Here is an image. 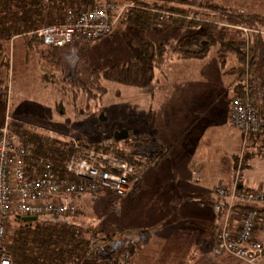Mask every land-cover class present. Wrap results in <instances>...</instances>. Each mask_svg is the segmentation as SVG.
<instances>
[{"label": "trees", "instance_id": "trees-1", "mask_svg": "<svg viewBox=\"0 0 264 264\" xmlns=\"http://www.w3.org/2000/svg\"><path fill=\"white\" fill-rule=\"evenodd\" d=\"M97 1L0 0V105H5L7 101L13 40L22 38L26 50L36 51L39 43L42 44L35 34L38 29L61 22L68 9H87L94 6ZM123 1H129L132 4L123 9L118 20L129 27L138 29L140 34L138 55L127 63L115 62L100 69L90 63L87 53L81 46L90 41H75L74 45L77 48L81 46L78 48L79 60L73 75L64 76L65 86L79 90L88 100L101 98L107 92L103 82L150 91L155 70L162 67L167 56L178 60L203 59L209 56L213 44H216L219 55L230 54L236 58L237 65L234 69L236 75L233 80L237 81L235 97L241 98L246 83L257 82L259 88L264 86V13H241L223 9L222 20L225 23L257 32L246 36L244 33L243 36L235 37L231 36L232 31L228 29L214 39L216 27L213 21L219 10L218 7L194 4L184 0ZM162 11L172 14L168 21H159L158 16ZM189 17L191 19L187 21ZM174 25H185L186 28L194 29L196 32H188L187 35L178 36L172 41L154 39L150 35L151 30L170 28ZM198 28L201 29L200 32ZM43 47V56L49 62L62 67L65 48L45 45ZM255 108L264 122V101L256 103ZM22 130L24 140L31 143L37 153L46 151L51 153L55 170L59 177L64 176L63 166L70 140L56 133L49 135L50 130L46 129L23 127ZM255 135H264V133L250 134V136ZM75 140L81 147H93L128 163L143 164L139 152L135 153L125 147H119L116 143L88 145ZM140 141L145 146L156 143V140L148 138H140ZM243 157L244 161L241 159L240 163V158L234 156L233 162V177L239 178V182H241L240 170L246 166L241 165L243 167L240 168L239 164H245L251 158L247 153ZM115 201L111 200L110 203L113 205ZM8 229L5 244L12 264H82L83 261H98L104 258L102 254L91 249L92 244L103 245L110 251L114 249L112 241L115 240L113 239L115 233L112 228L108 229L103 222L95 223L90 218L89 221L82 220L79 215L74 217L58 214L39 215L36 220L30 222L22 221L15 216L9 220Z\"/></svg>", "mask_w": 264, "mask_h": 264}, {"label": "crops", "instance_id": "crops-1", "mask_svg": "<svg viewBox=\"0 0 264 264\" xmlns=\"http://www.w3.org/2000/svg\"><path fill=\"white\" fill-rule=\"evenodd\" d=\"M176 29L175 25L155 29L150 35L159 39L163 34L164 40L172 41L177 38H170ZM215 46L203 59L178 60L167 56L154 73L151 90H142L147 91L150 100L145 113V121L150 124L143 135L135 131L133 135L135 139L148 138L156 143L141 155L145 165L141 181L123 197H133L132 202L127 201L131 211L138 205L134 216H130L129 208L115 228L141 232L146 237L132 249V264H246L229 254L213 251L215 232L223 222L226 220L233 231L239 225V219L228 217L224 210L214 212V188L219 184L230 186L232 155L239 140L227 111L236 94V59L233 55H219ZM251 137L261 141L259 147L264 149V135ZM257 158L254 168L252 164L249 170V166L245 167L246 175L242 172L243 187L264 188V153ZM144 193L152 197L157 207H149L148 211L139 206ZM95 195H83L80 199L89 200ZM258 207L264 209V204ZM149 218L152 221L146 222ZM117 252L118 248L110 254ZM93 262L100 264L99 260Z\"/></svg>", "mask_w": 264, "mask_h": 264}, {"label": "built area", "instance_id": "built-area-1", "mask_svg": "<svg viewBox=\"0 0 264 264\" xmlns=\"http://www.w3.org/2000/svg\"><path fill=\"white\" fill-rule=\"evenodd\" d=\"M118 14L119 8L111 1L87 9H68L61 22L44 26L35 34L43 45L63 47L72 55L75 41H93L109 34ZM171 15L162 11L158 19L168 21ZM254 107L241 98L229 105L232 123L246 134L264 130V122ZM68 139L64 176L59 177L49 151L37 153L24 140L22 128L13 125L8 115L0 124V264H12L5 244L7 215H71L83 195H95L102 190L125 195L144 173L141 164L128 163L93 147H81L74 138ZM235 182L232 187L217 186L214 190L219 198L215 213L221 209L229 213L233 208L240 213L235 231L228 228L225 220L215 232L213 251L229 254L246 264H264V209L258 207L264 204V188L244 189L240 182ZM145 239L140 232L121 242L114 240L113 251L118 248V252L112 255V250L103 245L92 244L91 249L104 256L100 264H132V249Z\"/></svg>", "mask_w": 264, "mask_h": 264}, {"label": "rangeland", "instance_id": "rangeland-1", "mask_svg": "<svg viewBox=\"0 0 264 264\" xmlns=\"http://www.w3.org/2000/svg\"><path fill=\"white\" fill-rule=\"evenodd\" d=\"M107 1L115 3L119 8V14L114 24V28L109 34L98 40L90 41L88 44L81 45L87 53L90 63L94 67L100 69L106 68L115 62L127 63L128 60L137 56L140 51V34L138 29L129 27L118 20L123 12V10L120 12V9L122 7L125 9L132 3L123 0H98L94 6ZM140 1L145 2L147 0ZM184 1H191L194 4L200 3L202 5H213L214 7L219 8L213 21V24L216 27L214 39H216L220 33H223L228 29L232 31L231 36L234 35L235 37L243 36L242 34L244 33H246L244 34L246 36L249 33L257 32L242 26H234L225 23L222 20L223 9H231L241 13H264V0ZM198 18L202 19L201 17ZM189 19H191V17L187 18V21H189ZM175 28H177L176 31L173 30V35L170 37L172 39H174L175 36H185L188 32H196L194 29L186 28L185 25H175ZM198 29L200 32L201 29ZM162 36L163 34H161L159 39L164 40L165 38ZM81 46H78V48ZM73 48L74 54L72 55L67 53L68 49L64 50L62 60L63 66L61 67L58 64L49 62L43 56L44 47L42 44L39 43L36 51H33L25 49V44L22 38H15L13 40V43L11 44V66L7 83V101L5 105H0V122L2 123L4 117L8 115L10 122L21 128L28 127L31 129L50 130L51 134L56 133L66 138H74L88 145L113 142L119 147L122 146L136 151L137 153L139 152L141 155L146 153L144 150L148 151L149 145L145 146L140 139H135L133 132H139L143 135L144 130L149 129V127H147V124H150L149 120H147L148 123L145 121L150 101L147 96V91L143 92L142 90L144 89L132 86L103 82L107 87V92L101 98L88 100L82 92L65 86L63 83L65 75H73L79 60V50L75 45ZM215 50H217L216 46ZM228 55L230 54H227V56ZM227 63L229 62L227 61ZM234 72L236 75L235 70ZM233 82V87L236 93L235 82L237 81ZM263 87L259 88L257 82L246 83L242 90L244 91V94L240 97L255 106L256 103L264 101ZM237 98L238 96L233 98L227 106L230 125L239 137L237 147L232 155V160L234 162V156H236L238 159L240 158L239 162L241 163V159L244 161L243 156L247 153L251 158L248 159L245 164H239V167L242 168L246 165L245 167L249 166V170L250 165L253 164L252 168L255 167L254 164L256 159H259L257 158L259 157V153H261V155L264 153V149L259 147L261 145L259 142L261 141L252 140L251 138L253 137H251L250 134H246L240 129H237L232 123V113H230L229 105ZM121 130H126L128 136L124 139L114 140L115 132ZM259 133H264V130L259 131ZM234 146L235 144L233 143V147ZM141 165L144 167L145 171V165ZM245 167L240 170L241 176L242 172L246 175L247 169ZM143 174L139 179V182L141 181ZM234 182L235 179L233 177L230 181V186L227 187H232ZM238 182L239 178L236 179L235 183ZM217 186L224 185L219 184ZM246 188L248 187H244V189ZM146 193L143 194V200L139 206L146 207V210H148L149 207H157V203L153 201L150 195H146ZM125 196L126 195L117 196L110 190H102L98 195L94 196L95 198H90L89 200H82L83 198L78 199L77 212L70 216L74 217L75 215H79L81 219L85 221H89L90 218L93 219L95 223L103 222L104 226L108 227V229H114L113 232L115 234L113 235V239H121V241H124L128 236L135 234L133 231H123L124 229L119 231L115 229L119 225V222L117 221H119L121 217H124L126 211L130 208L127 206V201L128 203L132 202L133 197H128L127 200L126 198H123ZM215 197L217 199L216 203H218L219 198L217 196ZM111 200H116L119 206L115 205V202V206L113 207L110 203ZM136 207H138V205H136L132 211V208H130V216H134L137 209ZM224 211L226 212L227 210L225 209ZM236 211L237 209L233 208L231 212L226 213L228 214V217L235 216L236 218H239L240 212L237 213ZM143 212L146 213V211ZM14 217L15 215L11 213L6 216V219L9 221ZM152 219L153 218H149L146 222H150ZM82 264H97V262L87 260L83 261Z\"/></svg>", "mask_w": 264, "mask_h": 264}, {"label": "water", "instance_id": "water-1", "mask_svg": "<svg viewBox=\"0 0 264 264\" xmlns=\"http://www.w3.org/2000/svg\"><path fill=\"white\" fill-rule=\"evenodd\" d=\"M128 136V132L126 130L117 131L114 134V140L124 139ZM22 221L30 222L36 220L37 217L35 216H25L19 217Z\"/></svg>", "mask_w": 264, "mask_h": 264}]
</instances>
